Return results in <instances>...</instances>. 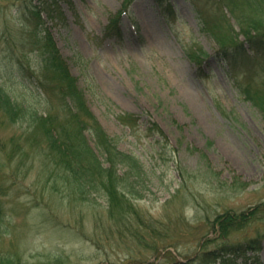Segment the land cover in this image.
Returning <instances> with one entry per match:
<instances>
[{
    "label": "rangeland",
    "instance_id": "374dc122",
    "mask_svg": "<svg viewBox=\"0 0 264 264\" xmlns=\"http://www.w3.org/2000/svg\"><path fill=\"white\" fill-rule=\"evenodd\" d=\"M25 2L40 10L35 37L50 34L87 106L119 150L139 160L145 181L135 183L143 195L133 201L139 217L123 218L108 211L100 193L83 197L61 179L47 183L41 155L17 168L10 150V167L0 173L9 187L0 193V264H185L203 249L225 245L221 254L240 244L241 253L198 264H264V120L234 86L249 62L217 54L191 0H132L117 17L116 36L105 27L122 0H0V82L18 103L41 106L29 93L41 72L28 38L35 27L25 41L17 18L8 20ZM257 2L264 14V0ZM239 8L247 19L259 16ZM224 13L238 33L235 17L227 7ZM21 56L28 89L10 67L11 57ZM26 125L0 119L4 151ZM228 215L239 225L226 241L216 240L214 222ZM139 222L150 227L144 237L128 230Z\"/></svg>",
    "mask_w": 264,
    "mask_h": 264
},
{
    "label": "trees",
    "instance_id": "16d2710c",
    "mask_svg": "<svg viewBox=\"0 0 264 264\" xmlns=\"http://www.w3.org/2000/svg\"><path fill=\"white\" fill-rule=\"evenodd\" d=\"M158 1L161 3L162 0ZM237 1L191 0L201 29L210 33L219 45L217 54L241 60L244 64V61L249 62V68H244L241 75L235 76L234 86L239 94L257 108L264 120V14L260 13L263 10L257 0H244L243 4ZM131 2L132 0H122V11L115 15V19L114 17L109 19L105 35H119L117 17L127 10ZM241 5L259 11V16L247 19L240 8L238 9ZM16 7L15 13L10 12L8 20L17 18L20 26L27 32L22 35L25 41V36L28 37V33L31 32L30 26L35 27L32 35L34 38H28L31 40L29 43L35 45L41 55V72L33 83L34 91L29 93L31 97L40 101L41 106L37 107L26 100L18 103L8 93L7 86L0 82V119L10 123L27 124L18 139L11 137L10 149L4 151L5 144L0 141V151H4V157L7 159L5 163H0V173L4 171L2 168L10 167L12 153L19 157L17 168L21 167L24 159L41 155L47 162L43 161L45 164L40 174L47 175V183L50 180L54 182V179H61L83 197L86 193L95 195L100 193L105 197L109 212L114 210L123 218L128 214L139 217L133 201L143 196L135 188V183L139 179L145 181L142 165L134 155L119 150L116 141L101 126L87 106L84 91L78 86L76 78L70 74L67 61L50 34L43 39L35 37L36 29L42 22L40 10H32L33 7L27 2ZM224 7H227L235 17V22L240 28L238 33L234 32L233 26L225 16ZM34 15L36 20L32 21ZM240 35L244 36V41L236 39ZM244 42L248 44L249 55ZM9 49L12 52L13 47L10 46ZM201 55L205 58L208 56L203 52ZM24 56L11 57L10 67L16 69L20 75L18 84L28 89L23 82L26 81L24 77L29 69ZM187 57L192 62H199L196 58L198 56L187 54ZM54 109L61 114H55ZM126 118L127 115L119 116L122 121H126ZM10 150L13 152L10 153ZM3 183L0 178V193L9 189L5 188ZM139 223L138 229L128 230L135 237H144L143 230L148 231L150 227ZM238 225L232 220L231 215L226 218L220 217L213 225L216 240L226 241ZM220 247L203 249L185 264L213 262L224 253L235 251L241 253L244 249L240 244L223 249L224 252L218 254L221 252Z\"/></svg>",
    "mask_w": 264,
    "mask_h": 264
}]
</instances>
